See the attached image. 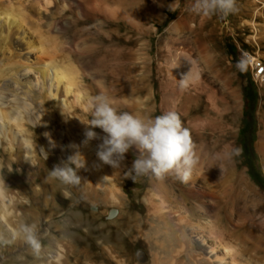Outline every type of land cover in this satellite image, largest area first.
Listing matches in <instances>:
<instances>
[{
	"label": "bare ground",
	"instance_id": "1",
	"mask_svg": "<svg viewBox=\"0 0 264 264\" xmlns=\"http://www.w3.org/2000/svg\"><path fill=\"white\" fill-rule=\"evenodd\" d=\"M62 1L63 8L77 7L86 17L94 11L106 16L118 12L95 0ZM55 2L0 0V181L4 183V189L0 191V237L11 238L17 234V223L35 220L39 213H44L41 208L43 200L51 198H44L43 194L32 196L27 187L26 195L22 196L17 187L8 186L4 176L18 177L24 168H14V162L24 160L27 171L41 178L44 188L55 199L54 194L61 183L51 179L49 172L55 166L56 158L64 156L65 148L61 144L54 148L45 147L49 138L44 133H49L52 140L60 143L59 123L74 125L78 116L85 123L90 120L87 107L92 98L88 96L81 100L84 73L66 54L55 48L42 30L44 15L51 12L50 6ZM186 25L181 13L174 28ZM218 27L220 29L219 24ZM202 34L204 39L196 37L194 42L204 65L194 58L191 44L177 52L166 53L164 62L159 65V91L187 94L193 100L191 107L194 110L188 107L177 112L169 107L166 100L162 101L161 109L154 110L152 96L155 93L149 81L143 84L150 118L175 111L183 126L190 131L199 157L190 179L182 182L174 174H168L162 180L150 177L151 187L143 198L146 212L139 211L135 209L137 201H128L121 193L125 160L119 169L110 166L107 175L105 165L97 155L102 140L85 142V131L79 128L68 139L79 143V147L65 154L79 151L84 156L85 167L77 174L83 178L90 175L93 179H81L85 191L75 187V198L70 205L67 203L61 207L52 203V210L63 213L60 225L62 238L74 240L79 245L85 243L82 249L87 250L92 245L86 243V239L94 237L92 233L97 229L101 238L96 236L93 241H103L110 257L117 261L120 256L116 247L121 242L126 246L142 240L152 250L156 264H183L182 251L188 252L194 264H248L243 261L236 239L218 222V218L222 213L231 224H235V215L236 218L247 217L250 202L264 204V193L247 176L238 155H228L236 147L235 127L239 118L240 95L231 84L232 65L218 48L215 37L207 36L203 31ZM176 62L179 67L172 68ZM204 67L210 69L209 78L204 76ZM190 68L194 75L199 74V80L187 90H181L178 80ZM261 71H264V62L261 63ZM216 82L221 85V105L214 99ZM76 104H80L86 114L78 113ZM200 109L206 112L205 119L194 114ZM209 109L215 114H210ZM219 114H222L221 118ZM262 115L264 118V113ZM81 121L80 124L84 125ZM219 121L218 130L216 124ZM220 140L224 142L227 153L221 158L208 155L209 149L215 148ZM257 147L264 164V129ZM46 152L48 157L45 160ZM3 159L10 160L7 167L2 166ZM212 164L217 166L209 168ZM13 181L20 183L18 179ZM91 203L96 210L89 209ZM117 208L119 213L115 215ZM105 214L107 219H104ZM72 246L59 243L55 251L49 248V261L75 264L66 259L68 251L74 252ZM84 264L97 263L86 256Z\"/></svg>",
	"mask_w": 264,
	"mask_h": 264
},
{
	"label": "rangeland",
	"instance_id": "2",
	"mask_svg": "<svg viewBox=\"0 0 264 264\" xmlns=\"http://www.w3.org/2000/svg\"><path fill=\"white\" fill-rule=\"evenodd\" d=\"M95 1L103 2L109 8L117 9L118 12L113 16H106L94 11L91 16L86 17L80 14L77 7L63 8V1L56 0L50 6L51 12L46 13L42 21V30L53 41L55 48L66 54L84 73V91L81 92V100H86L88 96L93 98L106 93L121 111L148 119L150 116L143 84L149 81L155 93V97L152 96L155 101L154 110L163 107V100H166L169 107L177 112L182 108H190L193 100L187 94L178 91L172 93L159 91L161 78L159 65L164 62L166 53L182 50L188 44L192 46L194 58L200 62V65H204L194 39L196 37L204 39L202 31L208 34L207 36L215 37L218 48L232 65L231 84L240 95L235 141L236 147L242 148L243 151L238 155V159L245 167L250 180L260 192L264 193V164L257 147L261 139V131L264 129L262 115L264 80L255 81L246 62L248 53L260 56L264 62V0H235L234 13L226 16L217 13L211 17H205L194 10L197 0ZM181 13L187 25L176 29L174 24ZM218 24L220 29L216 28ZM21 44L23 47V43ZM210 75V69L204 67V76L209 78ZM220 86L218 82L215 83L217 94L214 99L219 105H221ZM202 96L205 98L204 94ZM75 110L80 114H86L80 104L75 105ZM209 113L215 114L212 109H209ZM194 114L200 119L207 117L203 109L194 111ZM219 115L221 118L222 114ZM79 119L78 116L76 118L78 123L70 126L58 124L62 141L60 143L57 140L53 141L55 147L61 144L65 151L62 158H56L55 165L67 159L69 155L65 154L66 151L73 152L79 147V143L68 140L73 131H78L79 128H83V132L86 131L85 125H81ZM216 128L220 129V121L217 122ZM93 130L99 137H103L104 133L101 129ZM96 140L99 138L93 139L95 142ZM44 146L54 148L50 146L49 140H46ZM225 153L227 150L221 140L215 148L208 151V155L219 158ZM42 156L41 153L40 158ZM134 159L135 153L129 150L122 167L121 193L128 201H137L135 209L146 212L143 198L151 187L150 177H138L136 182L127 178L128 168L131 167ZM9 164V159L2 160L3 167ZM104 165L105 173L109 175L110 165L105 163ZM18 166L24 167L18 177L4 176L8 186L17 187L22 196L26 195L25 187H27L32 196L43 194L44 198L46 196L51 198L47 200L48 204L45 199L43 200L41 208L44 213H39L35 220L17 223V234L11 238L0 237V264H54L49 261V248L55 251L59 243L74 246V248L72 246L74 252L68 251L66 254L69 263L84 264L86 256H89L97 264H156L152 250L142 240L126 246L121 242L120 246L116 247L120 256V260L117 261L110 257L102 244L103 241L99 243L93 241L94 237L100 235L97 229L92 233L94 237L86 239V243L92 245L87 250L82 249L85 243L79 245L74 240L62 238L60 225L63 213L52 210V203L55 202L61 207L66 206L67 203L70 205L72 198H75V187L84 192L85 184L81 182L77 186L66 185L58 180L61 185L55 192L54 199L44 188L41 178L36 174L32 176L27 171L24 160L15 161L14 168L17 169ZM86 178L93 179L90 175ZM86 178L81 177V179ZM14 179H18L20 183H14ZM18 207L21 209L20 204ZM95 207L93 203L89 205L91 210H96ZM107 208H110V205H107ZM247 211L246 218H236L235 215V224H231L222 213L219 214L218 222L236 239L243 261L248 264H264V204L250 202ZM117 213H119L118 208L115 215H118ZM104 219H107V214L104 215ZM26 227H34V235L40 245L38 251L28 242L24 231ZM180 257L183 258V264H194L188 252L182 251Z\"/></svg>",
	"mask_w": 264,
	"mask_h": 264
},
{
	"label": "clouds",
	"instance_id": "3",
	"mask_svg": "<svg viewBox=\"0 0 264 264\" xmlns=\"http://www.w3.org/2000/svg\"><path fill=\"white\" fill-rule=\"evenodd\" d=\"M196 12L205 17H211L217 13L224 16L236 11L235 0H197ZM190 62V61H189ZM191 64V62H190ZM179 67V63L172 68ZM199 74H193L190 70L182 74L179 81L181 90H187L197 83ZM87 112L90 120L88 123L81 121L86 126V141L101 139L98 145L97 155L99 159L110 165L113 169L122 167L129 150L135 153V159L128 168L127 178L136 182L138 177H155L164 179L168 174H174L182 182H187L192 169L198 164L199 157L190 131L183 126L179 114L168 111L160 115L145 119L136 114L121 111L115 101L106 93L93 97L88 102ZM94 128H99L104 133L99 137ZM49 144L55 147V142L50 134ZM242 148L234 147L229 156L240 155ZM48 157L46 152L45 160ZM219 158V157H217ZM217 166L215 164L210 165ZM85 167L84 156L76 151L66 160L53 166L49 172L51 179L61 181L66 185H79L81 177L77 171ZM221 170V169H220ZM4 183L0 181V191H3ZM28 242L38 251L39 243L34 235V227L24 229Z\"/></svg>",
	"mask_w": 264,
	"mask_h": 264
},
{
	"label": "built area",
	"instance_id": "4",
	"mask_svg": "<svg viewBox=\"0 0 264 264\" xmlns=\"http://www.w3.org/2000/svg\"><path fill=\"white\" fill-rule=\"evenodd\" d=\"M246 62L251 69L255 81H263L264 71H261V63H263V59L256 54L248 53L246 55Z\"/></svg>",
	"mask_w": 264,
	"mask_h": 264
},
{
	"label": "trees",
	"instance_id": "5",
	"mask_svg": "<svg viewBox=\"0 0 264 264\" xmlns=\"http://www.w3.org/2000/svg\"><path fill=\"white\" fill-rule=\"evenodd\" d=\"M248 97H249V100L251 101V97L248 95ZM260 181V180H259ZM261 182V181H260Z\"/></svg>",
	"mask_w": 264,
	"mask_h": 264
}]
</instances>
